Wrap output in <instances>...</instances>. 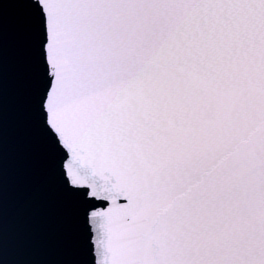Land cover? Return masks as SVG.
<instances>
[{
	"label": "snow or ice",
	"instance_id": "obj_1",
	"mask_svg": "<svg viewBox=\"0 0 264 264\" xmlns=\"http://www.w3.org/2000/svg\"><path fill=\"white\" fill-rule=\"evenodd\" d=\"M33 2L96 264H264V0Z\"/></svg>",
	"mask_w": 264,
	"mask_h": 264
},
{
	"label": "water",
	"instance_id": "obj_2",
	"mask_svg": "<svg viewBox=\"0 0 264 264\" xmlns=\"http://www.w3.org/2000/svg\"><path fill=\"white\" fill-rule=\"evenodd\" d=\"M44 37L33 0H0V264H96L97 201L66 182L47 131Z\"/></svg>",
	"mask_w": 264,
	"mask_h": 264
}]
</instances>
